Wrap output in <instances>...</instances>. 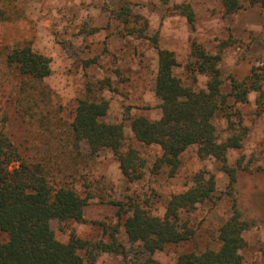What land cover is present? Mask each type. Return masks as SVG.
<instances>
[{"label": "rangeland", "instance_id": "obj_1", "mask_svg": "<svg viewBox=\"0 0 264 264\" xmlns=\"http://www.w3.org/2000/svg\"><path fill=\"white\" fill-rule=\"evenodd\" d=\"M129 1L135 13L148 19L149 36L158 33L160 46L175 53L179 63L175 74L185 85L198 90L207 82L205 76L191 71L194 41L211 54L222 51L225 90L232 76L243 79L253 68L264 71V7L246 2L242 10L226 15L223 0ZM115 2L0 0V11H6L4 17L0 15V125H5L30 163L44 166L57 182L69 183L89 200L85 208L87 222H51L56 237L68 242L75 231L91 242L110 243L102 224L120 223L114 202L149 200L151 211L163 216L172 195L186 191L194 185L195 176L206 171L215 176L216 191L194 212L182 214L194 227V238L157 252L155 260L176 264L182 251L218 248L219 228L231 216L237 200L244 210H250V217L257 219V224L244 233L245 264H264V116L257 114L256 94H251L248 104L237 105L248 134L242 149L228 153L229 164L237 169L235 190L229 187V176L221 164L212 157L201 159L197 146L183 153L174 176L168 167L153 174L151 168L161 156V149L136 142L131 119L138 115L151 120L160 117V100L155 95L157 51L151 40L122 34L120 22L111 13ZM181 4L192 7L196 17L193 24L176 9ZM85 28L97 31L88 34L83 32ZM26 44L51 60L52 73L43 81L25 80L5 64L8 51ZM89 95L110 102L106 119L123 123L125 146L137 148L147 160L148 169L141 180L129 182L109 150L92 155L84 143L79 151L73 149L68 128L78 100ZM234 120L238 123L239 117ZM214 123L220 136L229 134L224 117H217ZM7 239V234L0 232V241ZM119 240L129 258L146 259V254H140V249L129 243L122 227ZM125 263L124 255L103 252L94 264Z\"/></svg>", "mask_w": 264, "mask_h": 264}, {"label": "trees", "instance_id": "obj_2", "mask_svg": "<svg viewBox=\"0 0 264 264\" xmlns=\"http://www.w3.org/2000/svg\"><path fill=\"white\" fill-rule=\"evenodd\" d=\"M130 2L116 0L111 11L121 24L122 34L151 40L157 51L155 95L160 100V117L151 120L138 115L131 119L136 142L161 149V156L154 162L151 172L158 174L168 167L174 176L181 166L183 153L197 146L201 159L212 157L221 164L229 176V187L235 190L237 169L229 164L228 153L242 149L248 134L247 128L242 126V114L237 105L248 104L251 94L255 93L257 114L264 116V71L253 68L243 79L232 76L225 90L220 67L222 51L211 54L194 41L191 71L205 76L207 82L198 90L185 85L175 74L179 66L175 53L160 46L158 33L149 36L148 19L135 13ZM246 2L249 6L264 7V0H223L225 14L237 13L245 8ZM176 9L190 23L195 22V12L189 4L177 5ZM5 14L6 11H0L1 16ZM96 31L95 28L83 29L88 34ZM5 64L25 80L43 81L52 73L51 60L37 53L31 44L14 46L7 52ZM104 87L103 83L100 88ZM109 110L110 102L106 99L89 95L78 100L68 128L73 149L79 151L84 143L92 155L109 150L119 160L120 169L129 182L141 180L148 162L137 148L125 146V126L108 121ZM219 116L228 122L226 137L220 136L214 123ZM235 116L239 117L238 123ZM241 163L239 159V166ZM215 191V176L201 171L195 176L194 185L172 195L163 216L151 211L149 200L129 198L126 203H113L118 206L119 224H102L105 234L111 238L110 243L91 242L80 238L75 231L71 232L68 242H62L56 237L51 222H87L88 198L80 196L69 183L57 182L44 166L30 163L5 125H0V232L8 236L6 241H0V264H94L103 252L124 255L125 264H160L154 258L157 252L187 243L196 234L189 219H184L182 214L194 212ZM232 210L219 228L218 248L182 251L176 264H245L243 250L247 241L244 233L257 224V219L250 217V210H244L237 200ZM121 227L129 243L137 246L140 254L147 255L144 261L129 258L119 240Z\"/></svg>", "mask_w": 264, "mask_h": 264}]
</instances>
